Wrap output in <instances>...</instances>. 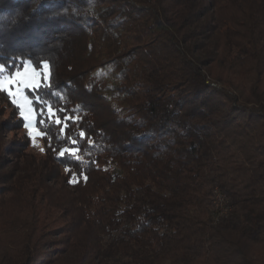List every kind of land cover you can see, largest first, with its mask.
Returning <instances> with one entry per match:
<instances>
[{
    "label": "trees",
    "instance_id": "trees-1",
    "mask_svg": "<svg viewBox=\"0 0 264 264\" xmlns=\"http://www.w3.org/2000/svg\"><path fill=\"white\" fill-rule=\"evenodd\" d=\"M26 60L0 264H264V0H0V79Z\"/></svg>",
    "mask_w": 264,
    "mask_h": 264
},
{
    "label": "rangeland",
    "instance_id": "rangeland-1",
    "mask_svg": "<svg viewBox=\"0 0 264 264\" xmlns=\"http://www.w3.org/2000/svg\"><path fill=\"white\" fill-rule=\"evenodd\" d=\"M48 77V67L44 63L40 70L35 69L31 63L26 60L23 68L16 71L12 76L0 79V90H5L8 94L11 92L12 101L20 108L21 116L24 118V128L22 133L29 136L30 145L29 151L42 152L43 144L41 141V134L36 128L35 112L31 105V100L25 95V88L35 87L41 82V78ZM25 125H28L26 128ZM32 130V135H29V130Z\"/></svg>",
    "mask_w": 264,
    "mask_h": 264
},
{
    "label": "snow or ice",
    "instance_id": "snow-or-ice-1",
    "mask_svg": "<svg viewBox=\"0 0 264 264\" xmlns=\"http://www.w3.org/2000/svg\"><path fill=\"white\" fill-rule=\"evenodd\" d=\"M0 87H2V85H0ZM35 87H40V85H35ZM9 95H11V92H9ZM49 111H51V109H49ZM57 111H61V110L58 109ZM64 119L67 121L68 120V117H65ZM60 122L61 121H60L59 118H57L56 121H55L56 124H59ZM41 123H43V121H41ZM25 127L27 128L28 125H25ZM29 135H32V130L31 129L29 130ZM41 135H44V134L41 133ZM41 150L43 151V149H41ZM61 155H63V152H61Z\"/></svg>",
    "mask_w": 264,
    "mask_h": 264
}]
</instances>
